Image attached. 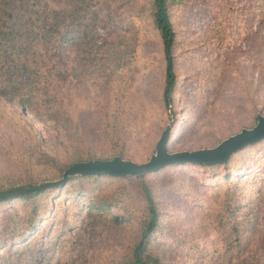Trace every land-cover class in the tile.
Segmentation results:
<instances>
[{
  "label": "rangeland",
  "instance_id": "1",
  "mask_svg": "<svg viewBox=\"0 0 264 264\" xmlns=\"http://www.w3.org/2000/svg\"><path fill=\"white\" fill-rule=\"evenodd\" d=\"M47 1L57 13L90 20V28L78 27L67 50L77 64L76 80L60 93L42 83L63 97V118L49 112L41 122L33 115L21 118L19 105L12 108L0 98V186L54 177L79 160L110 159L121 148L127 160L146 163L172 123L170 153L213 149L254 127L257 115L264 117V0H182L170 6L178 79L172 119L162 102L164 62L150 0H81L82 15L74 14V0ZM29 125L37 139H27ZM116 131L121 141L114 139ZM145 182L163 214L155 243L168 264H264V234L257 241L254 235L264 212V145L226 168L166 169ZM232 182L238 219L245 224L243 257L230 255L227 236L213 229L209 217L221 189ZM115 184L78 180L62 196L40 197V218L31 231L23 201L0 205V242L1 218L16 213L22 229L14 235L23 236L16 241L51 252L45 262L35 253V262L24 264H114L136 239L140 182L127 183L136 207L130 223L113 225L88 214L86 204L109 196ZM80 189L87 192L84 197L77 196Z\"/></svg>",
  "mask_w": 264,
  "mask_h": 264
},
{
  "label": "trees",
  "instance_id": "2",
  "mask_svg": "<svg viewBox=\"0 0 264 264\" xmlns=\"http://www.w3.org/2000/svg\"><path fill=\"white\" fill-rule=\"evenodd\" d=\"M80 1L74 0V4L71 6L74 14L78 12L79 15H82L79 10L82 7L80 6ZM181 1L150 0L149 10L151 23L158 34L163 54L164 82L162 102L165 110L169 112L170 117L172 116L171 119L175 115L172 106L178 79L174 69L176 33L170 20L169 10L173 3H180ZM50 6L47 0H0V98L12 108L19 105L21 118L33 115L39 122L45 118L47 112L52 115L51 118L53 119L65 116L63 97H59V94L57 96V93L62 91L68 81L76 80L75 72L77 69V64L69 60L67 50L71 40L74 41L75 39L73 34L79 31L77 30L78 27L82 25L85 28H90V20H87V24L85 20L81 23L79 16V19L73 15H70L69 17L71 18H69L64 13L55 12ZM70 65H72L71 68ZM42 83L54 85L53 90L57 93H53L50 86L46 87ZM41 89L45 93H42ZM58 89L60 90L59 92ZM43 97L47 98L44 102L39 100V98ZM43 106L47 107V110H43ZM29 126L31 133L27 134V139L30 140L31 137L37 139L36 134L32 133L33 131L35 132V128L31 125ZM175 127L176 125L172 123V125L165 128V130L168 128L167 150L169 153L170 147L175 140ZM113 137L118 141L122 140V135L118 131ZM261 145H264V140L241 149L231 155L226 163L219 165H174L167 166L158 172L145 176L134 175L124 178L98 175L70 176L60 185L38 189L41 186L61 181L65 171L75 164L111 161L114 158L130 161L124 157L126 150L121 148L110 159L79 160L61 169L58 175L54 177L47 176L42 180L31 179L23 182H13L3 187L0 186V205L19 200L23 201L27 208L25 212L27 230L31 231L35 227L38 218H40L39 206H37L36 202L40 197L44 198L53 195V198H55L62 196L67 191V188L72 187V184L78 180L84 182L109 180L116 183V187H112L113 190L109 192V196L88 202L86 204L87 213L101 216L113 225L120 226L121 224L130 223V219H134L136 207H134L133 200H131L134 196L131 189L127 187V183L130 180H137L140 182L142 208L140 211H136L139 212L137 213L139 214V220L137 221L136 239L114 264H168L163 248L155 243L163 214L145 179L172 168H226L243 152ZM153 155H155V149ZM131 162L136 163L134 161ZM233 185L234 183L232 182L230 186L221 189L220 199L217 203L214 202L209 217L210 222L214 223L213 229L222 236L223 233L227 236L228 250L231 251L230 255L236 253V257H243L245 256V246L240 241V233L241 231L243 232L245 224L238 219L240 208L235 201ZM86 193L83 189H80L77 191V196L84 197ZM52 206L54 208V203ZM80 206L84 207L85 204H80ZM50 210H52V207ZM14 214V216L1 218L3 220L1 231L3 232V240L0 242V264H3L1 259L6 257L9 258L7 264H24L30 258L35 262V253L42 255V262H45L51 253L50 251L46 255L44 252L36 251L29 244L22 243L23 240L16 241V238H22L23 236L20 232L17 237L14 235L16 230L19 229L21 231L22 229L19 214ZM262 234H264V212L258 224V230H255L256 241ZM14 245L20 246L11 249ZM17 251H20V253H17ZM230 259H233V257Z\"/></svg>",
  "mask_w": 264,
  "mask_h": 264
},
{
  "label": "water",
  "instance_id": "3",
  "mask_svg": "<svg viewBox=\"0 0 264 264\" xmlns=\"http://www.w3.org/2000/svg\"><path fill=\"white\" fill-rule=\"evenodd\" d=\"M168 128L162 134L155 146V155L144 164H136L114 158L111 161H93L75 164L64 173L63 179L54 184L41 186H57L64 183L70 176H109L124 178L129 176H145L174 165H219L226 163L231 155L241 149L264 140V117L258 115L256 125L250 130L229 137L213 149L198 150L193 152L169 153L167 150Z\"/></svg>",
  "mask_w": 264,
  "mask_h": 264
}]
</instances>
